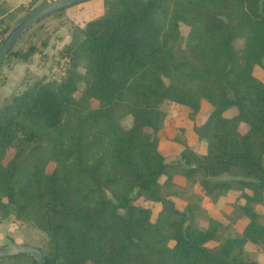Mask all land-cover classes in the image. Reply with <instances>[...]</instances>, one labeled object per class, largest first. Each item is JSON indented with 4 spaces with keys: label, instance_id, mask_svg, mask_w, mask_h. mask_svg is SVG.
<instances>
[{
    "label": "trees",
    "instance_id": "16d2710c",
    "mask_svg": "<svg viewBox=\"0 0 264 264\" xmlns=\"http://www.w3.org/2000/svg\"><path fill=\"white\" fill-rule=\"evenodd\" d=\"M35 2L12 11L0 4V42L46 3ZM103 3L104 14L53 57L66 58L61 79L28 85L22 79L0 107V222H30L45 232L47 247L39 248L46 264H261L245 255L244 245L264 243L254 209L264 204V81L253 72L264 67V0ZM63 11L52 16L60 19ZM39 23L9 50L0 86L4 68L35 54L40 65L47 59L50 35ZM180 24L189 28L186 37ZM201 100L213 107L193 126L206 152L193 151L180 128L182 140L173 138L183 146L179 159L166 162L158 149L164 105L185 106L194 120ZM231 107L236 114L225 116ZM176 168L213 200L237 192L236 216L248 222L219 251L206 243L217 239L221 223L209 217L206 228L196 227L187 218L190 207L180 209L163 191L174 188ZM221 175L231 178L213 179ZM140 197L161 204L155 216L135 203ZM27 260L35 264L24 255L0 264Z\"/></svg>",
    "mask_w": 264,
    "mask_h": 264
},
{
    "label": "rangeland",
    "instance_id": "374dc122",
    "mask_svg": "<svg viewBox=\"0 0 264 264\" xmlns=\"http://www.w3.org/2000/svg\"><path fill=\"white\" fill-rule=\"evenodd\" d=\"M30 1L26 2L25 4L29 3ZM35 1H36L35 2V5H36V4H40L43 2H48L50 0H35ZM103 1L104 0H87V1L75 4L73 6H70L66 9H64L63 13L61 14L62 16L60 19L54 18L52 16L53 15L52 14V15H49V16L43 18L42 20H40L39 24L44 25L47 28L46 31L50 35V40H49L48 46L46 48L47 59L45 61H43V63L40 65L39 64V55L35 54L33 56V58L31 59L30 64H33L31 67L34 68L35 63H37L41 67V74H35L34 75V73H31L30 70H28L27 74H25V76H24L25 70H23L21 73L23 65L20 63L16 64L13 68V71L9 72V78L11 79V84L8 85L6 89H3L1 91V93H4V95H6V93H8L7 94L8 96L3 98L2 100H0V107L5 102V99H8L11 94L15 93L19 89L18 83H20L22 79L24 80V83L26 85L33 84L35 81H37L39 79L55 80V78L53 77V74H52V68L54 66L58 67L60 64V61L63 60L64 58L60 59L57 62V58L55 60V59H53V57H58L59 49L64 44L70 42L72 40V37H74V35L80 34L81 28L84 27V25L86 24L87 21L101 17L104 14L105 7H104ZM25 4L21 3V5H18V7L16 9H20ZM20 15H21V13L19 11V12H16L15 16L18 17ZM21 17H22V15H21ZM54 25H56V26L61 25V26H59V28L54 32L52 30ZM188 31H189L188 26H186L185 24H180V32H181L182 37H186ZM23 38H25V35L21 36V39H19L18 42L21 41ZM236 45L240 46L241 40L237 41ZM55 61H56V64H55ZM65 62H66V60H65ZM262 63L264 64V56L262 58ZM48 64H51V65L48 66ZM5 69L6 68H4V70ZM49 69H50V71H49ZM253 72H254V75L256 77H258L260 80L264 81V67L257 65L254 67ZM42 74H43V76H42ZM23 76H24V78H23ZM6 91H9V92H6ZM80 94H81V86L75 95L76 98L79 97ZM173 104L174 103L164 105L165 108L169 109V111L167 113V117H166V121H165V125L166 124L167 125L163 126V128L166 127V129L169 131V132H167L169 135H171V131H170L171 129L169 126L172 123V119L175 116H177L178 118H180L182 116L184 118L189 117V115H185L181 112L182 108H176L177 105H176V107H173ZM208 104L211 105L210 103H208ZM186 109H188V108L186 107ZM192 121H194L195 125H198L195 122V118ZM122 123L125 126H128L129 125V119L128 118L124 119L122 121ZM173 131H174V129H173ZM176 133H177L176 137H178L180 140H182V138H183L182 132L177 131ZM13 152H14L13 149L8 150L6 153V159H9L12 156ZM51 166H52V164L49 165V168ZM173 170L179 172V168H176ZM164 178H165V175H163L159 178L158 181L160 184ZM192 184L190 186L191 190H193ZM163 191L165 192V194H168V195L173 194V193L174 194L178 193V191H174L170 186H165V185H163ZM173 195H172V199L175 201V198L173 197ZM184 196L188 199L187 200L188 205H186V206L190 207V209L188 208V210H187V218L190 220H193L194 221L193 224L196 227L206 228L209 224V220H208L209 217L206 214L207 210L200 207V202H199L200 196H199V194L194 193V192L188 193V191H186V192H184ZM135 203L140 204L142 206L149 204L147 201L143 200L141 197L138 198ZM149 205H147V206H149ZM231 206L234 208L235 204L233 203V204H231ZM151 208H152L153 216H155L156 210H153L154 206L152 204H151ZM224 214H226V213L224 212ZM236 215H237V212L235 210L234 211L232 210L231 214L228 215V217L226 216V220H228L229 222L224 223V224L221 223V227L217 233L218 234L217 239L216 240H210L206 243V245L209 248L213 249L214 251H219V245L226 238L235 237L241 233V232H238L237 226H232L234 223V221H232V220L234 217H236ZM261 221L264 222L263 219H261ZM11 222H12V224H11L12 228L7 227L4 231L5 232L4 233L5 236L3 238V240H5L4 244H8V243H12V242L26 243V244H32V245H35L37 247H40L43 250L46 249V247H47V236H46L45 232L41 231L40 229L35 227L30 222H21L18 220H11ZM169 244L173 245V241H170ZM256 247H257V245H255L254 243L247 242L244 245L245 255L251 259L258 261L261 264H264V260H262V258H261L262 255L260 254V252H257L258 250H260V248H261V250H263L264 246H259L258 250H256ZM27 261H28L27 264H32V262L30 260H27ZM85 264H95V263L92 261H87Z\"/></svg>",
    "mask_w": 264,
    "mask_h": 264
},
{
    "label": "crops",
    "instance_id": "0c3cea01",
    "mask_svg": "<svg viewBox=\"0 0 264 264\" xmlns=\"http://www.w3.org/2000/svg\"><path fill=\"white\" fill-rule=\"evenodd\" d=\"M1 3L5 4L6 7H9V11L14 10L18 7V5H21L20 0H0V4ZM23 3L25 4L26 2H23ZM18 63L23 65L21 73L23 70H25V72H26V70H30V72L34 73V75L35 74H41V67L37 63H35L34 68L31 67L33 65V64H30L31 61H29V62H18ZM18 63H16V64H18ZM15 65L5 69V82L0 86V100H2L3 98L8 96L7 95L8 93H6V95H4V93H1V91L3 89H6L7 86L11 84V79L9 78V72L13 71V68ZM50 65L51 64H48V66H50ZM49 71H50V69H49ZM25 72H24V76H25ZM42 76H43V74H42ZM18 85H19V83H18ZM6 92H9V91H6ZM208 103L209 102H207L206 100H201V102H200V110H199L198 114L195 116V122L198 125L202 124L205 121L206 117L209 115V113L212 111L213 107L211 105H209ZM176 105H177V107H176ZM173 107L182 108L181 112L185 115H188V113H189V109H186L185 106L174 103ZM235 114H236V108H234V107H231L224 112V115L227 117L233 116ZM165 121H166V119H165ZM166 125L164 122L163 126H166ZM193 126H194V121H192L188 117L184 118L182 116V117L178 118L177 116H175L172 119V123L169 126L171 129L170 130L171 135H169L167 133L169 131L166 129V127H164L161 130L160 139H159V143H158V149L162 153V155L165 157L166 162H173V161L179 159V154H180L181 150L183 149V146H181L180 143L176 142L173 138H174L176 132L180 128H182L184 130V137H185L186 143L193 151H195L199 154H204L206 152V142L203 140H200L198 138L197 134L194 132V129H192ZM173 129H174V131H173ZM238 129L241 133H246L248 131V125L244 122H241L238 126ZM171 173H172L171 181L174 184L173 190L178 191V193L177 194L173 193L174 195L171 194L170 197L172 199V195H173L176 202L173 199L172 200L175 202V204L180 209H183V208H185L186 205H188V202H187L188 199L184 196V192L188 191V193H191V192L198 193L200 196V200H199L200 207L207 210L206 214L208 217H211V218L215 219L216 221H219L222 224L229 222L228 220H226V216L228 217V215L231 214V211L232 210L234 211V208L231 206V204L235 203V198H236L237 192H228L226 195L218 197L217 199L213 200V199H211L210 196L204 194V192L202 191L198 182H195L192 184L191 182L187 181L186 178L183 175H181L179 172L174 171ZM230 178H231V176L221 175V176L215 177L213 179L214 180H229ZM191 184L193 186V190H191V188H190ZM245 192L250 193V190L245 189ZM147 202L150 205L146 204L145 207L151 208V204H152L154 206L153 210H156V212L161 209V204L159 202H153V201H147ZM147 205H149V206H147ZM254 209L260 214V221H261V219L264 220V204H256V205H254ZM224 212L226 214H224ZM232 221H234L232 226H237L238 232H241L243 230V228L245 227V225L247 224L248 219L244 216H236L233 218ZM11 224H12L11 221L0 222V244H4V242H5V240H3V238L5 236L4 231L7 227L12 228ZM255 245H257L256 250H258V247L264 246V243L255 244ZM257 252H260V254L262 255L261 258H262V260H264V249L261 250V248H260V250H258Z\"/></svg>",
    "mask_w": 264,
    "mask_h": 264
},
{
    "label": "water",
    "instance_id": "95a60500",
    "mask_svg": "<svg viewBox=\"0 0 264 264\" xmlns=\"http://www.w3.org/2000/svg\"><path fill=\"white\" fill-rule=\"evenodd\" d=\"M84 1L87 0H50L25 15L0 42V69L9 50L31 26L49 15ZM17 255L31 257L35 264H46L44 252L35 245L16 242L0 244V258Z\"/></svg>",
    "mask_w": 264,
    "mask_h": 264
},
{
    "label": "built area",
    "instance_id": "2783aa9c",
    "mask_svg": "<svg viewBox=\"0 0 264 264\" xmlns=\"http://www.w3.org/2000/svg\"><path fill=\"white\" fill-rule=\"evenodd\" d=\"M21 3L23 2H28L30 0H20ZM66 58H64L63 60L60 61V64L58 67L54 66L52 68V74H53V77L55 78V80H60L61 77L64 75L65 73V69H66V62H65Z\"/></svg>",
    "mask_w": 264,
    "mask_h": 264
}]
</instances>
